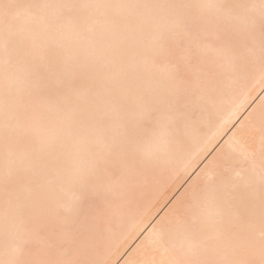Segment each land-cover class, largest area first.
Listing matches in <instances>:
<instances>
[{
	"label": "snow or ice",
	"instance_id": "1",
	"mask_svg": "<svg viewBox=\"0 0 264 264\" xmlns=\"http://www.w3.org/2000/svg\"><path fill=\"white\" fill-rule=\"evenodd\" d=\"M0 52V264H109L98 185L178 146L225 68L258 60L264 83V0H0ZM257 131L258 189L194 185L171 209L180 242L161 220L132 264H264V109L234 135L254 162ZM55 190L71 196L50 213Z\"/></svg>",
	"mask_w": 264,
	"mask_h": 264
},
{
	"label": "bare ground",
	"instance_id": "2",
	"mask_svg": "<svg viewBox=\"0 0 264 264\" xmlns=\"http://www.w3.org/2000/svg\"><path fill=\"white\" fill-rule=\"evenodd\" d=\"M138 2L179 3L193 0ZM130 57L136 61L144 59L137 52L130 53ZM2 59L3 53L0 52V62ZM223 71V77L204 97L199 119L187 127L178 146L156 151L147 169L137 173L124 187H116L109 178L98 185L102 196L90 204L94 212L100 213L103 224L101 243L92 253V258L106 260L109 264H132L144 260L145 246L153 239L161 220L172 224L179 243L181 231L171 217V209L177 200L190 193L194 185L203 188L214 182L209 177L237 183L251 179L258 189L259 133H255L254 141L256 159L248 163L240 155L242 145L234 134L242 124L248 122L250 116L258 117L264 109V83L261 82L259 61H255L250 72L240 77L232 76L226 68ZM163 72L161 69L162 75ZM142 143L148 146L147 140ZM2 152L0 142V162ZM70 196V191H53L49 212L54 213L61 197Z\"/></svg>",
	"mask_w": 264,
	"mask_h": 264
}]
</instances>
